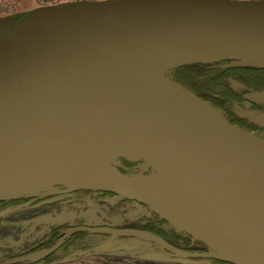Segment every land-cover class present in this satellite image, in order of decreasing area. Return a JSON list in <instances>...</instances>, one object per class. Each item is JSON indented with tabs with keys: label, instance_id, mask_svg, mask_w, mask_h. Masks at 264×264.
I'll return each instance as SVG.
<instances>
[{
	"label": "water",
	"instance_id": "water-1",
	"mask_svg": "<svg viewBox=\"0 0 264 264\" xmlns=\"http://www.w3.org/2000/svg\"><path fill=\"white\" fill-rule=\"evenodd\" d=\"M220 61L264 68V0H70L17 21L0 17V200L50 185L112 192L209 248L190 254L145 231L77 226L51 248L3 264L50 253L81 229L152 239L178 255L264 264V183L250 166L264 167V141L196 96L178 109L118 78L139 64ZM246 95L264 103V90ZM198 154L210 159L198 162ZM148 155L183 163L182 180L206 194L216 214L108 163Z\"/></svg>",
	"mask_w": 264,
	"mask_h": 264
},
{
	"label": "rangeland",
	"instance_id": "rangeland-1",
	"mask_svg": "<svg viewBox=\"0 0 264 264\" xmlns=\"http://www.w3.org/2000/svg\"><path fill=\"white\" fill-rule=\"evenodd\" d=\"M62 1L70 0H0V17L6 16L17 21L19 18L38 7ZM231 63L232 64H219L218 67H245L244 65H235V62ZM174 72L175 68H173L170 73L172 77H174ZM174 79L180 82L176 78ZM180 83L189 89L182 82ZM228 83L229 87H231L229 80ZM246 86L248 87L245 93H241L238 91V88L232 86L233 90L240 92L238 95L240 100L233 99L231 101L229 109L231 114L212 104L210 105L220 110L228 120L232 119V117L242 118L245 119L247 123L259 126L260 129L257 130L255 127L248 129L237 124L238 127L247 131L264 132V126L258 124L259 121L261 122L260 119L263 118L264 103L252 101L246 95L249 92L264 89H261L262 87H254L252 84H247ZM137 164H140V162L134 163V166ZM140 168L141 167H137L136 169L142 171L143 169L141 170ZM0 201H15L4 205L1 209L3 215L0 217V264L13 255L35 249L45 242L48 243V240L53 236H59L64 232L63 230H67V228L74 225L86 224L90 226L109 227L108 225L112 226L113 223L122 225L123 223L130 224L137 221L140 222L143 221V218L149 216V214H153L150 212L153 210L145 204L129 201L117 195H101L94 192L80 196L79 198H76L73 194H57L54 196L53 194H48L4 199ZM158 216L160 217L159 214ZM81 236L86 239L99 237L86 233ZM108 238L113 241L112 237ZM140 240L141 239L131 240L120 238L112 243V247L110 246L108 249L90 255L89 258L93 259L100 254L106 253L111 259L116 260H112L111 264H122L117 260L133 263L138 262L141 264H198L197 262L188 260H171L161 249L156 247H149L147 250H144V248L138 249L137 247L141 245ZM34 251L40 250L36 249ZM36 254L37 253L34 254L35 256L32 257L30 261H35L37 258L42 257V255L40 257ZM58 254H61V250ZM76 261L77 262H61L60 260L54 264L90 263L88 258H78ZM41 264L46 263L42 262Z\"/></svg>",
	"mask_w": 264,
	"mask_h": 264
},
{
	"label": "bare ground",
	"instance_id": "bare-ground-1",
	"mask_svg": "<svg viewBox=\"0 0 264 264\" xmlns=\"http://www.w3.org/2000/svg\"><path fill=\"white\" fill-rule=\"evenodd\" d=\"M171 71L172 69H167L164 64H139L124 69L118 75V78L122 80L128 90L133 91L136 95L166 103L178 109L190 107L193 104L194 96L201 99L202 104L207 108L210 106L209 104H212L209 101L203 100L195 92L176 81L171 76ZM248 133L264 141V132L248 131ZM195 158L198 162L210 159L206 154H198ZM138 162L140 164L134 166V163ZM108 163L115 170L124 172L128 176L145 177L155 181L160 187L164 188L180 201L187 203L202 215L211 216L216 214L213 201L206 194H202L186 185V182L182 180V175L185 174L186 167L174 158L151 155L144 157L124 156L111 159ZM250 166L258 178L264 183V167L256 164H250ZM137 167H141L140 169L144 171L137 170ZM76 188L72 185L42 186L12 193L7 195L6 198L15 199L20 197L42 196L61 191L69 192Z\"/></svg>",
	"mask_w": 264,
	"mask_h": 264
},
{
	"label": "flooded vegetation",
	"instance_id": "flooded-vegetation-1",
	"mask_svg": "<svg viewBox=\"0 0 264 264\" xmlns=\"http://www.w3.org/2000/svg\"><path fill=\"white\" fill-rule=\"evenodd\" d=\"M223 62H225V63H223ZM231 62L222 61V63H220V64H232ZM230 79L236 80L234 78L229 77L228 80L230 81ZM236 81H238V80H236ZM238 82H240V81H238ZM243 86H244L243 88L242 87L241 88L237 87V88L247 91L248 86H246L245 84H243ZM261 89H264V87ZM233 119H234V117H232V119L229 120L230 123L237 125V123H234ZM254 127L257 130L260 129V127L257 125H255ZM82 190L83 191H90L88 194L94 192V193H98L101 195H117V194L112 193V192H106V191H100V190H88V189L72 190V191H69L70 193L61 191V192H57L53 195L74 194V192L82 191ZM75 196H76V198H79L80 193H76ZM123 199H126V198H123ZM126 200L135 201V200H130V199H126ZM11 202H15V201H7V202L1 201L0 217H2V215H3L2 214L3 212L1 210L2 207L4 205L11 203ZM136 202H138V201H136ZM138 203H141V202H138ZM141 204H143V203H141ZM150 212H152L153 214H149V216L143 218V221H140V222L137 221V222H133L130 224L123 223L121 225V224L113 223L112 226L108 225L109 227L78 224V225L71 226L69 228L77 227V226H83V227H92V228H109V229L145 231V232H149V233H152V234L159 236L166 243H168L169 245L173 246L174 248H176L182 252H186V253H190V254H202V253L208 252L209 248L206 244H204L203 242H201L197 239H194L192 236H190L189 234H187L183 231L175 229V227H173L171 224H169L163 218H160L158 216V214H156L155 212H153V211H150ZM157 223L162 224V226L158 227ZM69 228H67V230ZM171 229L172 230L174 229L176 231L174 232ZM67 230H63L64 232H62V234L59 235V237L56 239V241L52 245L42 247V248H36V249L41 251V249L46 250V249L51 248L52 246H54L55 244H57L61 240V238L64 236V234L66 233ZM79 232L83 233L81 235H84V233H86V234H93V235H96V236H99L102 238L93 237V238L86 239V238H83L79 234ZM174 234H176L175 237H173ZM177 235H178V237H177ZM60 236H61V238H60ZM108 237H112L113 241H111ZM120 238L121 239H131V240L132 239H141L140 240L141 245H139V247H137L138 249L144 248V250H147L149 247H156L158 249H161L167 255V257H169L171 260H188V261H192V262H197L198 264H232L228 261H225V260H222L219 258H214V257H206V256H202V255H197V256L178 255V254H175L174 252H172L169 248H167L162 243H158L152 239H148V238H144V237L132 236V235H113V234H110L107 232H96V231H91V230H86V229L77 230V231L71 233L67 238H65L63 240V242L61 243L62 245L60 244L61 246L59 245L56 249H54L50 253L42 255V257L40 256L41 258H37V260H42L46 264H54L60 260H61V262H73V261L77 262L76 260L78 258H81V259L88 258V261L90 260L89 264H111L113 259H111V257L108 256L106 253L100 254V255L94 257L93 259H90L89 256L93 255V254H95L101 250L108 249V248H110V246L112 247V243L117 241ZM114 239H117V240H114ZM70 240H71V242H70ZM36 249H31V250H28L27 252L17 254V255H13V256L7 258L6 260H4L1 264H3L5 261L12 259L14 257L22 256L24 254H28V253H32V252H38V251H34ZM60 250H61V254L59 255L58 252H60ZM56 251H58V252H56ZM113 256H115V255H113ZM48 259H49V261L47 263L46 261ZM26 261H30V259L17 260L11 264H15V263H19V262H26ZM113 261H116V260H113ZM117 261H120L122 264H141L138 262L133 263V262H127V261H122V260H117ZM41 263H42L41 261L40 262L38 261V263H35V264H41Z\"/></svg>",
	"mask_w": 264,
	"mask_h": 264
},
{
	"label": "trees",
	"instance_id": "trees-1",
	"mask_svg": "<svg viewBox=\"0 0 264 264\" xmlns=\"http://www.w3.org/2000/svg\"><path fill=\"white\" fill-rule=\"evenodd\" d=\"M226 62H231V61H226ZM220 63L222 62L192 63V64L181 65L175 68L174 78H176L184 85H186L199 97L205 99L206 101H209L215 107L231 114V112L229 111L231 101L233 99L240 100L238 95L240 94V92L245 93L246 90H241L239 88L238 91L240 92L233 90L232 86L229 87L228 78L229 77L234 78L245 85L252 84L254 85V87L263 88L264 69H259L253 66L219 68L218 66ZM233 121L234 123H237L238 125L248 129L254 127V125L247 123V121L242 118L234 117ZM89 192L90 191L82 190V191L74 192V194L76 195V193H80V196H84ZM3 202H7V201H3ZM157 225L158 227L162 226V224L160 223H157ZM172 231L175 232L176 230L173 229ZM79 234L81 235L82 233L79 232ZM175 236L176 234L173 235V237ZM58 237L59 236H53L50 240H48L49 241L48 243L45 242L44 244H41L36 248L50 246L56 241ZM38 261L43 262L42 260H35V261L19 262L15 264H35L38 263ZM48 261L49 259L46 262Z\"/></svg>",
	"mask_w": 264,
	"mask_h": 264
}]
</instances>
